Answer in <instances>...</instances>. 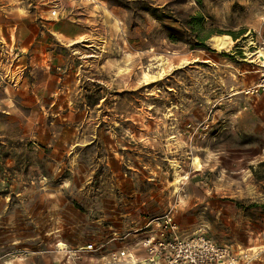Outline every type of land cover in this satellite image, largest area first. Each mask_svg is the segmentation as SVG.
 <instances>
[{"label":"rangeland","instance_id":"obj_1","mask_svg":"<svg viewBox=\"0 0 264 264\" xmlns=\"http://www.w3.org/2000/svg\"><path fill=\"white\" fill-rule=\"evenodd\" d=\"M260 40L264 0H0V264H168L166 214L264 264Z\"/></svg>","mask_w":264,"mask_h":264},{"label":"built area","instance_id":"obj_2","mask_svg":"<svg viewBox=\"0 0 264 264\" xmlns=\"http://www.w3.org/2000/svg\"><path fill=\"white\" fill-rule=\"evenodd\" d=\"M259 50H264V40L259 41ZM256 51V52H257ZM258 86L264 87V79L258 83ZM252 90L255 89L251 88ZM256 90L258 88L256 87ZM165 226L168 225L171 229L170 238L167 241H154V237H149L141 241L142 245L153 254L163 253L168 257V264H208L206 258L197 255V250L202 248L207 250V247L214 248L212 244L205 240L204 238L199 237L194 241H189L188 239L181 238L179 235L174 233L175 224L172 221V217L169 214H166L164 218ZM88 248L91 245L87 246ZM127 254L125 250H121L119 254H114V259L117 258H126ZM153 259V258H152ZM212 264V263H210Z\"/></svg>","mask_w":264,"mask_h":264},{"label":"bare ground","instance_id":"obj_3","mask_svg":"<svg viewBox=\"0 0 264 264\" xmlns=\"http://www.w3.org/2000/svg\"><path fill=\"white\" fill-rule=\"evenodd\" d=\"M230 36L225 34V35H215L212 37V44L217 50H222L223 48H226L229 43H230ZM227 50V49H226ZM258 57L264 58V50H259L256 52ZM264 65V63H262ZM195 162L197 166L199 167V162L197 159H195Z\"/></svg>","mask_w":264,"mask_h":264}]
</instances>
